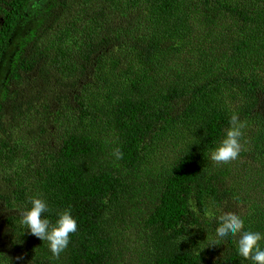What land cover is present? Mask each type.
I'll use <instances>...</instances> for the list:
<instances>
[{
	"label": "trees",
	"instance_id": "obj_1",
	"mask_svg": "<svg viewBox=\"0 0 264 264\" xmlns=\"http://www.w3.org/2000/svg\"><path fill=\"white\" fill-rule=\"evenodd\" d=\"M34 3L0 0V74L29 18L0 87V264H251L238 237L202 248L224 211L264 232V0ZM233 113L246 171L209 154ZM34 196L77 220L59 257L19 223Z\"/></svg>",
	"mask_w": 264,
	"mask_h": 264
},
{
	"label": "clouds",
	"instance_id": "obj_2",
	"mask_svg": "<svg viewBox=\"0 0 264 264\" xmlns=\"http://www.w3.org/2000/svg\"><path fill=\"white\" fill-rule=\"evenodd\" d=\"M244 128L245 123L240 120L237 113H233L222 139L210 150L211 160L218 163L236 160L242 150L241 139ZM114 155L119 160L123 153L116 149ZM49 212L50 207L45 199L39 196L31 197L30 206L19 210V223L25 231L41 241H46L51 253L59 257L69 246L71 234L77 231V220L70 208L58 212L54 221L45 215ZM237 237L239 256L251 261V264H264V246L261 245V241H264V232L246 230L245 219L235 212L224 211L218 216V225L202 249L224 245L226 243L222 244V242Z\"/></svg>",
	"mask_w": 264,
	"mask_h": 264
},
{
	"label": "rangeland",
	"instance_id": "obj_3",
	"mask_svg": "<svg viewBox=\"0 0 264 264\" xmlns=\"http://www.w3.org/2000/svg\"><path fill=\"white\" fill-rule=\"evenodd\" d=\"M34 1H35L34 5H37V7L40 6L41 8H45V4L47 3V0H34ZM25 21H28V23H29V18H27ZM25 21H24V23L27 26L28 24ZM24 23L20 27L17 28V31L15 32V35L12 37V41L10 43L11 45L8 47V49H7L6 53H5V57H4V60L2 62V66H1L2 73L0 74V87H1V83H2V81L4 79L3 77L5 75V72H6L7 68H8V66H9L8 63H9V61L11 59L12 54L14 53L15 47L20 42V40L23 37V35H25L26 26L24 25ZM32 24L33 23L30 21V25H32ZM168 142H169V140L165 141L161 145L160 149L155 153V158L153 159V161H155L156 163L160 164L161 160L166 159V157L168 155L172 156V152H173L172 143L168 144ZM176 144L179 145V146L183 145V143L181 141H178ZM240 158L241 157L239 155V157L236 160H234V162H236ZM14 162H15V164L8 163V167H9V169L12 170V173L14 175L17 172H22V171L25 170V167L19 168L20 167L19 165L23 164V163L15 161V160H14ZM243 164H244V160L240 159L239 160L240 170L246 171L247 169L242 167ZM240 173H241V171H240ZM240 173H238V174H240ZM234 174H235V172H234ZM238 183H239L241 188L247 189V186L244 183L243 179L238 181ZM244 206L248 207V203L244 204Z\"/></svg>",
	"mask_w": 264,
	"mask_h": 264
}]
</instances>
